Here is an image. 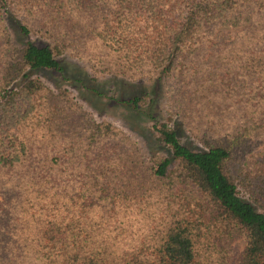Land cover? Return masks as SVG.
I'll list each match as a JSON object with an SVG mask.
<instances>
[{
	"label": "trees",
	"instance_id": "trees-1",
	"mask_svg": "<svg viewBox=\"0 0 264 264\" xmlns=\"http://www.w3.org/2000/svg\"><path fill=\"white\" fill-rule=\"evenodd\" d=\"M64 56L131 83L150 156ZM0 264H264V0H0Z\"/></svg>",
	"mask_w": 264,
	"mask_h": 264
},
{
	"label": "rangeland",
	"instance_id": "rangeland-1",
	"mask_svg": "<svg viewBox=\"0 0 264 264\" xmlns=\"http://www.w3.org/2000/svg\"><path fill=\"white\" fill-rule=\"evenodd\" d=\"M12 31L14 39H16L17 31L15 28H12ZM224 32L233 35L236 31L234 28L227 27L224 29ZM62 61L66 76L51 70L41 71L38 75L55 90L59 88L71 90L74 97L86 109L91 111L98 120H110L115 123L133 136L139 142L146 155L150 156L158 145L151 127L152 121L144 115L136 114L134 111L121 105H114L110 101V98L113 95H119L123 88L130 90L131 83L128 85L123 79L111 76L102 77L99 82H93V74L87 64L70 56H64ZM82 78L84 81L86 79L88 84H95L96 87H99L102 94L96 95L92 90L85 88L82 85ZM143 84L144 88L148 90H151L153 87L152 82H145ZM132 89H137V87H132ZM164 92L162 89L158 94V102L155 105L156 114L160 119H165L168 115L166 110L167 98ZM183 139L187 143L193 142L188 134H185ZM234 244L239 250L244 248V241L242 239L236 240Z\"/></svg>",
	"mask_w": 264,
	"mask_h": 264
}]
</instances>
